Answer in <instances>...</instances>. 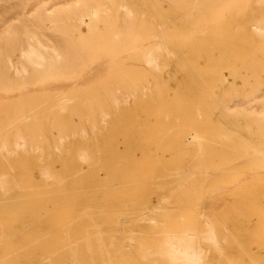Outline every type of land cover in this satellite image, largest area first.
I'll use <instances>...</instances> for the list:
<instances>
[{
	"label": "bare ground",
	"instance_id": "1",
	"mask_svg": "<svg viewBox=\"0 0 264 264\" xmlns=\"http://www.w3.org/2000/svg\"><path fill=\"white\" fill-rule=\"evenodd\" d=\"M263 18L264 0H0V170L28 157L33 187L71 177L87 264L127 248L142 264H264ZM5 174L1 191L22 187ZM230 190L243 194L214 215Z\"/></svg>",
	"mask_w": 264,
	"mask_h": 264
},
{
	"label": "rangeland",
	"instance_id": "2",
	"mask_svg": "<svg viewBox=\"0 0 264 264\" xmlns=\"http://www.w3.org/2000/svg\"><path fill=\"white\" fill-rule=\"evenodd\" d=\"M57 1H61V0H57ZM217 1H221V3H222V0H217ZM231 2H233V3H237L238 5L240 4L241 5V1L242 0H230ZM225 2V1H224ZM225 9V8H224ZM224 9H221V12H225V10ZM232 8L231 7H228V10H231ZM213 12H215V10L214 9H211ZM220 12V11H219ZM215 19H219V20H223V19H225V17L224 16H221V17H219V18H215ZM264 20V18L263 19H261V21H263ZM46 27H50V24L49 23H47L46 24ZM262 47V46H261ZM264 48V47H263ZM249 49V50H248ZM242 50V49H241ZM247 50H248V52H251V48H244L243 49V53L244 52H247ZM259 50L260 51H262V48H259ZM245 56H247V55H245ZM244 56V57H245ZM19 53H15L14 54V58L16 59V60H18L19 59ZM261 60V59H260ZM106 77V75H102L98 80L100 81V80H103V78H105ZM168 87H169V89L170 90H173V88H174V84L173 83H171V82H169L168 83ZM155 130V129H154ZM207 133H208V130H207ZM26 162L28 161L27 159H30V158H28L27 157V159L26 158H23ZM22 158L20 159L19 158V160L18 161H15L14 160V162L15 163H19V162H21L22 163V160H23ZM32 160H37V159H34V158H31ZM30 159V160H31ZM31 160V161H32ZM41 160V161H40ZM58 160V159H57ZM0 161H2V162H6V161H3V160H0ZM12 161V159L10 160V162ZM30 161V162H31ZM38 161V160H37ZM54 162H57V164L56 165H58V162L59 161H55V160H53ZM50 162L49 161V163L48 164H51L52 163V165H54V162ZM61 161V160H60ZM63 161H65V160H62L61 161V163H64ZM25 162V163H26ZM39 162H42V159H39ZM1 163V162H0ZM15 163H13V161H12V164L13 165H15ZM21 163H19V166H18V164H16L18 167H20V168H17V166L15 165V168H14V166H13V168H14V171H13V169L12 168H10V166L8 167V166H4V167H6V169H10V171L9 170H5V168H4V170H3V168H2V170H0V173H4L5 171H6V174L5 175H7V177L9 178V177H12V176H14V175H12V174H14L15 173V171H17V170H19V173L21 172V174H20V179L18 178L19 176L18 175H16V173L18 174V172H16L15 173V176H16V181L18 182V181H20V182H18L19 184H21L22 185V187H19V188H14V189H12V190H10V191H7V192H3V191H1L0 190V197H2V198H0V200H1V203H0V241L2 240L1 239V237L3 238V241L0 243V245L2 246L1 248H0V264H22V262H23V259H25L26 260V262H27V260L29 261V262H27V264H31L32 262L31 261H38V262H33L32 264H44L45 262V264H50V261L51 260H53L54 258V260H53V262L51 261V264H53V263H55V264H59L60 262H61V258L63 259V257H64V259L62 260V263H64L65 264V262H64V260L66 261V264H74V262H75V264H87L88 262H89V260H90V255H86V254H84L85 252H84V247H81V246H84L83 244H85V240H86V234H87V232L88 231H90L91 230V228H89L88 227V225H89V223H87V225H84V223L85 222H83L84 220H85V217H82L84 220H82L81 219V216H85V215H83V214H80V213H82V212H86V210H89L88 209V203H87V206H85V204L83 203V202H81V203H79V204H81V206H82V204H84L83 205V207L84 208H86V209H83L81 206V208L82 209H80V207H78L77 205H76V207H75V205H74V203H69L70 201H68L67 202V204L65 205V203H66V200H68L69 199V197L66 195L67 193H65V187H66V184L68 185L69 183H68V181L70 180V178L71 177H67L66 175L67 174H65V176H63V177H65L64 179H63V177L61 178V181L59 182V185H57V186H55L54 187V184H57V183H53V187L54 188H57L56 190L59 192L57 195H56V192L54 193V192H52L51 190H54V188L52 187V186H48V182H45L44 184L45 185H47V186H42V187H40V188H36V187H33L32 186V184H31V177L32 176H28V175H31L32 173H30L31 171H32V169L31 168H33V166L31 167V168H29L30 166H31V163H29L30 164V166L28 167L27 165H25V166H23V167H28L27 169H25V168H23L22 166H20V165H24L23 163L21 164ZM35 162H33V164H34ZM60 163V162H59ZM65 163H67V162H65ZM27 164H28V162H27ZM36 164H37V162L35 163V166H36ZM45 164H47L46 163V161H45ZM52 165H49L50 167L52 166ZM12 167V166H11ZM50 167H49V169H50ZM53 168H54V166H52ZM22 168L24 169V170H22ZM35 168V167H34ZM52 168V169H53ZM56 168V167H55ZM54 168V169H55ZM16 169V170H15ZM31 169V171L29 172L28 170H30ZM57 169V168H56ZM53 170V171H58V169L57 170ZM36 170H38V169H36L35 168V171ZM62 169H59V171H61ZM77 170V169H76ZM26 174V171H27V177H26V175L23 177V176H21V175H23L22 173L23 172ZM33 171H34V169H33ZM33 172V174H35L33 177H32V179H41L42 177L41 176H39V170L38 171H36V172ZM75 170H72V172H74ZM9 172H11L12 174H10ZM14 172V173H13ZM62 173H65V172H67L66 170H65V172H63V171H61ZM83 172H85L86 173V169H83L82 171H80V173H83ZM9 173V174H8ZM38 173V174H37ZM60 173V172H59ZM32 174V175H33ZM78 175H79V173H77ZM10 175V176H9ZM14 176V177H15ZM18 176V177H17ZM22 177V178H21ZM39 177H41V178H39ZM18 178V179H17ZM28 179V180H27ZM25 182H24V181ZM23 181V182H22ZM65 182H67L66 184H64ZM70 182V181H69ZM25 184V185H24ZM43 184V183H42ZM52 184V183H51ZM27 186V187H26ZM32 186V187H31ZM62 186H64V188L62 187ZM51 188H53V189H51ZM61 189V191H60V189ZM49 189V190H48ZM63 189H64V191H63ZM20 190H21V192H20ZM41 190V191H40ZM56 190H54V191H56ZM17 191V192H16ZM35 191V192H34ZM43 191V192H42ZM236 191L237 190H235V193H232V192H234V190L233 191H229L228 192V194H229V196L227 197V198H229V200L226 198L225 199V201H223L222 203L223 204H221V205H219V207H221L220 209H219V207L217 208L218 210L216 211V213L214 212L213 214L214 215H224V214H226V212H228L229 210H225V208L226 209H228V207L229 206H231V205H229V206H225L224 204L226 203V201L228 202V204H231L232 203V201L231 200H236V197H238L239 198V196H241L242 194H243V192L242 191H240V190H238V193L240 192H242L241 193V195H238V196H236ZM16 192V193H15ZM47 192V193H46ZM3 193H4V195H3ZM64 193V194H63ZM155 193H158V192H151V191H145V192H138V191H129V192H126V194H130V195H134V194H155ZM10 194V196H8ZM15 194V195H14ZM56 196H54V195ZM60 194V195H59ZM61 194H62V196H61ZM113 194H116V195H121V194H125V192H115V193H113ZM12 195H13V197H12ZM7 196V197H6ZM17 196H20V197H17ZM37 196V197H36ZM41 196H43L42 198H41ZM11 197V198H10ZM15 197V198H14ZM23 197H26V198H24L23 199ZM29 198V200H28V198ZM37 198V199H35V198ZM40 197V198H39ZM67 197V198H66ZM8 198H10V199H8ZM15 199L14 201H13V199ZM20 198V200H18ZM44 198V199H43ZM2 199H3V202H2ZM16 199H17V201H16ZM23 199V200H22ZM26 199V200H25ZM41 199V200H40ZM5 200V201H4ZM6 200H12V201H6ZM229 201H231V203H229ZM55 202H56V204H55ZM65 202V203H64ZM235 202V201H234ZM50 203V204H49ZM61 203V204H60ZM59 204V205H58ZM227 204V203H226ZM58 205V206H57ZM61 205H62V207H61ZM60 206V207H59ZM164 206H165V204H159V205H157V208H155L156 210H158V212L159 213H161L162 211H164L165 210V208H164ZM54 207H56V208H54ZM71 207V209H69ZM74 207V208H73ZM79 209H78V208ZM54 208V209H53ZM60 208H61V211H60ZM64 208V209H63ZM68 208V209H67ZM76 208L78 209V210H76ZM140 208H141V206H140ZM154 208V207H153ZM153 208H151V207H143V208H141V209H143V210H145L146 212H148V211H151ZM53 209V210H52ZM57 209V210H56ZM74 209L76 210V212H77V214L79 213V216H80V219H78L79 218V216H78V218H77V214L75 215V213H73V211H74ZM12 210V211H11ZM16 210V211H15ZM27 210V211H26ZM31 210L33 211V213L36 211V213H34L35 215H33V213L31 212ZM41 210V211H40ZM47 210V211H46ZM52 210V211H51ZM55 210H56V212H55ZM71 210V211H70ZM80 210H84V211H81V212H78V211H80ZM22 211H24V212H27V213H23V214H25L26 216H22ZM51 211V212H50ZM68 211H69V213H68ZM222 211H223V214H222ZM224 211H226V212H224ZM15 213V214H17V215H12L11 216V214H8V213ZM17 212H20V214H18ZM28 212H31L30 214L28 213ZM38 212V213H37ZM45 212H47V213H45ZM48 212H50L49 214H48ZM75 212V211H74ZM219 214H218V213ZM46 214V216H44L45 214ZM53 213V214H52ZM59 213H61L62 215H59ZM63 213H66V214H63ZM71 213V214H70ZM5 214V215H4ZM7 214H8V216H7ZM30 215V217L28 218V216L27 215ZM56 214V215H55ZM70 214V215H69ZM37 215V216H36ZM69 215V216H68ZM76 216V218H75V216ZM41 216V217H40ZM49 216V217H48ZM66 216V217H65ZM67 216L68 217H70L69 219V221H68V219H67ZM74 216V217H73ZM21 217H25V218H21ZM36 217V218H35ZM38 217V218H37ZM64 218L65 220H66V222L67 223H65V222H63V220L61 219V218ZM73 217V218H72ZM30 218H32V219H30ZM36 220H35V219ZM45 219V220H42V219ZM49 218V219H48ZM86 218H87V216H86ZM20 219H24V221L23 220H21L20 221ZM29 219H30V221H29ZM54 219V220H53ZM76 219V221H78L79 223H80V225L76 222V221H73V220H75ZM88 219V218H87ZM86 219V220H87ZM18 220V221H17ZM25 220H26V222H25ZM32 220V221H31ZM35 220V221H34ZM81 220V221H80ZM21 223H20V222ZM34 221V222H33ZM41 221H44L43 222V224L41 225L40 224V222ZM46 221V222H45ZM55 221V222H54ZM59 221H61V223H59ZM73 221V222H72ZM27 222H28V224H27ZM36 222H37V224L40 226H38V228H37V226H36ZM53 222V223H52ZM57 222H58V225H57ZM71 222H72V224H71ZM88 222V221H87ZM17 223V224H16ZM23 223V224H22ZM46 223H47V225H46ZM48 223H50V225L48 224ZM70 223V224H69ZM74 223V224H73ZM159 221H148L147 223H145V222H142L140 225H145V226H147V227H157V226H159ZM21 224V225H20ZM24 224L26 225L27 224V226H25L24 227ZM30 224H32V226H35V228L34 227H32ZM35 224V225H34ZM45 224V225H44ZM66 224H69V225H66ZM86 224V223H85ZM148 224V225H147ZM31 226V228H30V226ZM74 225H75V227H74ZM84 225V226H83ZM21 226V227H20ZM46 226L49 228V230H48V228H46ZM56 227L55 229H56V231L55 230H51V229H54L53 227ZM63 226H65V227H63ZM85 226H87L86 228H85ZM168 226H172V227H174L175 226V223L174 224H170V225H168ZM19 227V228H18ZM25 228V229H21V228ZM42 227V228H41ZM50 227H52V228H50ZM67 227V229H65ZM72 229H71V228ZM81 227V228H80ZM85 229V230H83V228ZM58 228V229H57ZM113 228V227H112ZM34 229V230H33ZM40 229H43V230H40ZM44 229H46V230H44ZM5 230V231H4ZM20 230V231H19ZM31 230H33L32 231V233H33V235L34 236H38L39 235V237L41 238V241L39 240V237H37V239L33 236V239H32V233H31ZM36 230H38V231H36ZM58 230V231H57ZM64 230V231H63ZM42 231V232H41ZM49 231H51V233H49ZM55 231V232H54ZM14 232V233H13ZM35 232V233H34ZM46 232H48V233H45ZM52 232H54V233H52ZM82 232V233H81ZM13 233V235H11ZM16 233V234H15ZM42 233V235L40 236V234ZM43 233H44V235H43ZM62 233V234H61ZM35 234H37V235H35ZM16 237H15V236ZM79 235V236H78ZM12 236H13V238H12ZM23 237L24 239H22L21 237ZM72 236H73V238H72ZM20 237V241H21V243H20V241L18 240V238ZM53 237V238H52ZM67 237V238H66ZM45 238V239H44ZM50 238H51V240H50ZM76 238V239H75ZM79 238V239H78ZM32 239V240H31ZM45 241H44V240ZM70 239V240H69ZM72 239V240H71ZM73 239H74V241H73ZM78 239V240H77ZM28 240H30V242L28 241ZM37 240V241H36ZM39 240V241H38ZM49 240V241H48ZM55 240V241H54ZM81 240V241H80ZM36 241V242H35ZM72 241V242H71ZM29 242V243H28ZM35 242V243H34ZM43 242V243H42ZM54 243V245L52 244V243ZM80 242V243H79ZM20 243V244H19ZM50 243V244H49ZM75 243H76V245L77 246H80V247H77L76 245H75ZM82 243V244H81ZM29 244H30V246H34V247H30L29 246ZM56 244H57V248H59V246L58 245H60V248L59 249H56ZM65 244V245H64ZM68 244V245H67ZM18 245H23V247H26L25 248V250H20V251H18L17 252V248H15V247H18ZM70 245V246H69ZM53 246V247H52ZM61 246H63V247H61ZM68 246V248L67 249H71V250H73V249H77V254L78 255H75L76 257H78L79 259H77V258H75V256H73V259H71V258H69L68 257V255L69 254H71V250H67L66 249V247ZM74 246H76L75 248H74ZM49 247V249H53V252L52 251H50V250H48L47 248ZM73 248V249H72ZM81 248V249H80ZM8 249V250H7ZM21 249V248H20ZM42 249V250H41ZM55 249V250H54ZM61 249V250H60ZM62 249H64L65 250V252H64V250H63V253L62 252H60V251H62ZM79 249H80V251H81V253L79 252ZM44 250V251H43ZM8 251V252H7ZM26 251V252H25ZM40 253H44V254H40ZM48 251V252H47ZM123 251V253L124 254H122L121 255V259L124 261L123 263H121V264H142L141 263V261H142V259L138 256V257H136V252L138 251V249L137 248H134V250L133 251H131V250H129V248H127V249H124V250H122ZM122 251H121V253H122ZM14 252V253H13ZM17 252V253H16ZM21 252V253H20ZM27 252L29 253L28 255V258L26 259V258H23V259H21L22 257H25V256H22L23 254L22 253H24L25 255H26V257H27ZM31 252H33V253H37V255H32V254H30ZM67 252V253H66ZM79 252V253H78ZM5 253V254H4ZM21 254V256H19L18 254ZM46 253V254H45ZM47 253H50L51 255L49 256ZM59 255V257H58V255ZM62 253V254H61ZM4 254V255H3ZM63 254H64V256H63ZM81 254V255H80ZM2 255V256H1ZM8 255V256H7ZM17 255V256H16ZM40 255H44V256H46L45 258H44V256L42 257H40ZM60 255H62V256H60ZM66 255V256H65ZM82 255H84V256H82ZM7 256V257H6ZM33 258H32V257ZM58 257L57 258V260H56V257ZM89 256V257H88ZM21 257V258H20ZM38 257V258H37ZM49 257H51V258H53V259H49ZM3 258V259H2ZM18 258H20L21 259V261L20 260H18ZM43 260H42V259ZM66 258V259H65ZM85 258V259H84ZM96 258H97V256H96ZM34 259V260H33ZM58 259H60V260H58ZM69 259V260H68ZM89 259V260H88ZM25 260H24V262L23 263H25L26 264V262H25ZM40 260H42L41 262H40ZM50 260V261H49ZM56 260V261H55ZM20 261V262H19ZM19 262V263H18ZM31 262V263H30ZM57 262V263H56ZM68 262V263H67ZM145 264H148L147 262L145 263Z\"/></svg>",
	"mask_w": 264,
	"mask_h": 264
}]
</instances>
